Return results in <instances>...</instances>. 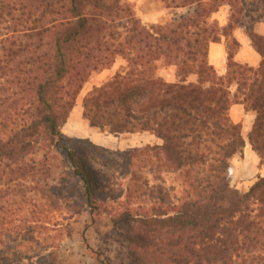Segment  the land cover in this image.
Returning a JSON list of instances; mask_svg holds the SVG:
<instances>
[{
	"label": "trees",
	"instance_id": "obj_1",
	"mask_svg": "<svg viewBox=\"0 0 264 264\" xmlns=\"http://www.w3.org/2000/svg\"><path fill=\"white\" fill-rule=\"evenodd\" d=\"M159 1L171 20L146 26L125 0H0V264H65L73 230L57 215L84 209L96 264H264V177L247 191L230 183L246 141L264 167V61L236 64L230 39L225 75L207 63L209 44L235 29L264 59L255 33L264 0ZM223 6L229 20L220 28L211 16ZM117 57L126 70L86 95L83 118L104 134L160 140L117 154L143 157L155 180L161 169L175 174L173 195L160 185L127 188L110 203L79 145L105 150L61 133L84 84ZM159 65L178 81L158 78ZM233 104L254 115L246 139L229 119ZM56 155L74 184L54 169Z\"/></svg>",
	"mask_w": 264,
	"mask_h": 264
},
{
	"label": "crops",
	"instance_id": "obj_2",
	"mask_svg": "<svg viewBox=\"0 0 264 264\" xmlns=\"http://www.w3.org/2000/svg\"><path fill=\"white\" fill-rule=\"evenodd\" d=\"M160 2V1H159ZM161 3V2H160ZM169 9L164 8L163 12L144 15L141 17V22L145 24H158L160 18ZM229 20V7L223 6L211 16V21H215L220 28L227 26ZM147 26V25H146ZM255 33L264 37V22L255 26ZM230 39H234L239 48L234 55V62L238 65L247 66L256 69L264 61V59L254 50L247 35L241 29L232 31L231 36L227 39L221 37L219 42L211 43L207 50V63L213 68L218 76H224L227 69V51L226 45ZM126 70V62L117 57L113 65L107 69L97 73H93L89 80L84 84L80 91L76 104L72 109L65 125L61 129V133L72 139L89 140L96 146L108 148L107 138L105 137H143L148 143L158 141L153 135L148 133L142 134H121L108 135L99 132L95 128H91L83 118V100L86 95L94 88L101 87L109 82L117 73ZM156 76L166 83H176L178 81L173 67L158 68ZM196 76L191 75L187 79V83H195ZM234 88L232 89V92ZM230 121L235 125H240L241 133L246 139L251 131L254 115L246 113L241 104H233L228 111ZM258 177H264V167L260 165V159L252 150L251 146L246 141L241 157H234L231 160L230 183L231 186L240 191H247L257 180Z\"/></svg>",
	"mask_w": 264,
	"mask_h": 264
},
{
	"label": "rangeland",
	"instance_id": "obj_3",
	"mask_svg": "<svg viewBox=\"0 0 264 264\" xmlns=\"http://www.w3.org/2000/svg\"><path fill=\"white\" fill-rule=\"evenodd\" d=\"M129 4L136 17L163 12L164 6L159 0H125ZM172 18V12L169 10L160 18L161 22L151 25H165ZM159 68H163L159 65ZM107 138L108 148H102L105 152L94 151L87 144H80L79 149L92 168L97 172L102 182V186L108 191V201H120L126 193V189L136 190L142 193L144 190L160 185L169 191L170 195L177 192L178 182L175 174L160 170L158 180H155L152 169L143 157H136L126 161L117 153H126L135 148H141L146 145H161V141L148 143L143 137H105ZM80 140V139H79ZM86 140V139H85ZM88 140V139H87ZM89 141V140H88ZM93 144V143H92ZM95 145V144H94ZM99 147V146H98ZM57 173H64L67 179L74 184L71 179L72 170L64 157L54 156L51 160ZM113 192V196L110 193ZM60 223L69 224L73 230L70 239L63 240V258L65 264H96L86 250L84 239L87 244L94 246L96 244V235L94 227L91 225V218L87 210L77 211L72 214L62 213L57 215Z\"/></svg>",
	"mask_w": 264,
	"mask_h": 264
}]
</instances>
